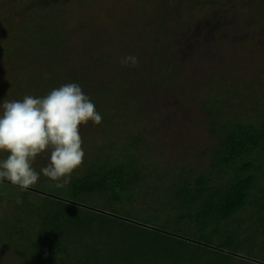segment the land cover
<instances>
[{"label": "trees", "instance_id": "16d2710c", "mask_svg": "<svg viewBox=\"0 0 264 264\" xmlns=\"http://www.w3.org/2000/svg\"><path fill=\"white\" fill-rule=\"evenodd\" d=\"M95 1L41 0L37 7L28 10L29 17L14 32L8 35L1 32L0 46L2 39L6 41L2 48V60L7 64L4 77L10 79L23 74L22 67L30 62L37 66L38 79L35 84L31 82L35 93L25 84L30 81L23 82L20 77L11 89L14 91L2 88L0 95L12 93L14 97L8 100H19L25 95H46L65 83L81 86L101 114L102 122L80 126L85 157L68 186L73 196H100L103 205L108 206V213L88 208L80 199L48 194L41 183L49 179L41 174L28 190L21 192L18 188L21 204L16 203L18 197H11L10 202L16 204L23 216L19 214L13 224L9 220L0 221V230H5V235L18 238V249L12 245V239L9 242L4 239L0 244L13 264H54L59 260L65 264L71 261L70 244L77 243L83 247L82 256L91 259L102 249L94 241L96 232L90 223L101 217L125 235L117 242L116 251L108 249L103 254L109 258L108 264L248 261L250 258L244 256L252 257L257 239L250 232L252 229L244 228H248L245 227L248 221L254 223L264 212V72L242 84L231 82L226 76L196 82L188 75L177 73L173 64L169 68L174 72H159L158 85L149 84L162 88L173 82L182 97L195 90L197 93L191 99L202 97L199 103H204L205 114L211 120L206 131L210 140L207 146L183 154L177 161H172L166 142L162 149H153L158 141L151 142L152 135H146L145 129L110 141L116 136L112 130H118L117 123L136 127L133 123L140 121L141 114L137 116L135 110L141 108L145 97L128 88L129 72L135 66L117 65V54L107 47L97 51L90 47L79 52L70 41L76 31L68 26L71 19L66 14H74ZM159 2L171 7L169 0ZM171 11L163 19L161 30L166 29L169 15L176 14V10ZM256 11L264 19V12ZM173 32L168 28L164 34L170 36ZM100 35L111 37L109 31ZM20 59L23 65L18 67ZM148 76L144 75V82H150ZM244 92L248 93L247 98ZM232 96L240 101L236 104ZM102 138L104 144L100 143ZM6 156L7 153L0 152V159ZM47 163L45 153L36 158L33 167L39 172ZM82 210L95 216L82 215ZM32 221L39 222L37 231L30 225ZM82 236L92 239L81 243ZM243 244H249L251 255L241 252L246 250L241 248ZM195 256L198 258L194 261ZM256 256L254 253L257 259ZM95 261L97 264L99 258Z\"/></svg>", "mask_w": 264, "mask_h": 264}, {"label": "rangeland", "instance_id": "374dc122", "mask_svg": "<svg viewBox=\"0 0 264 264\" xmlns=\"http://www.w3.org/2000/svg\"><path fill=\"white\" fill-rule=\"evenodd\" d=\"M40 1L0 0V34L2 32V35H8L12 31L14 32L18 25L29 17L28 10L37 7L36 5ZM169 1L171 7L166 8L165 4L159 0H96L91 2L88 7L79 8L74 14L67 13L66 15L68 19H71L68 26L72 31H76L70 41L74 43L79 52L89 50L90 47L94 51L107 47L108 51L117 54V65H121V58L124 56L132 55L138 58V64L129 72L128 79H131V82L128 84V88L131 91L135 90L139 97H145L141 108L135 110L137 116L141 114V119L133 123L136 127L132 128L127 125L122 127L121 123H117L116 129L118 130H112L116 136L110 138V141L114 142L120 137L123 139L124 135L134 131L142 133L141 129H145L146 135H152L151 142H154V139L158 141V144L152 148L162 149L165 146L163 142H166L172 161H177L183 154H189L207 146L206 143L210 140L206 131L211 120L205 114L204 103H199L202 97L196 100L191 99L197 93L195 90H189L190 92L182 97L176 90L178 86L173 82L158 88L159 72L162 70L174 72V69L169 68V65L173 64L172 66H176L177 73L188 75L192 80L196 79V82H200V79L207 81L215 76H226L231 82L249 83L259 72H264V19L261 18V13L257 16L258 12L256 11L258 9L264 12V0ZM171 10H176L174 11L176 14L169 15L166 29L171 28L174 32L170 36H166L164 34L166 29L161 30V26L164 23L163 19L172 12ZM7 13L8 15L4 16ZM103 31L106 33L109 31L111 37L106 39L105 36L100 35ZM2 40L0 46V89L7 87L9 89L7 92L14 91L11 89L16 85L17 78L21 77L20 80L23 82L30 81L25 84L30 85V90L35 93L31 84L33 82L35 84L38 79L36 78L37 73H35L37 66L30 62L26 67H24L25 65L22 67L23 74H15L10 79L4 77L7 64H4L6 60H2L4 57L2 48L6 46V41ZM22 65L23 61L20 59L18 67ZM146 74L149 75L147 79H150V82L149 80L148 82L143 81ZM148 87L150 89L145 91V88ZM8 94L9 96H7ZM243 96L247 98L248 93L244 92ZM13 97L12 93L0 95V104L6 98L8 100ZM232 99L236 104L240 101L238 97L232 96ZM148 124L149 131L145 128ZM103 142L102 138L100 143ZM159 160L161 162V158ZM163 165L168 166L167 164ZM9 183L5 181L0 183V221L9 220V223L13 224L19 214L23 215L16 204L10 202L11 197H19L20 191L18 187ZM41 185L48 194L63 199L76 201L80 199L83 200L86 207L108 213V206L103 205V199L100 196H73L71 187L66 185L58 189L51 180H45ZM132 209L131 206L130 210L132 211ZM81 212L82 215L93 213L86 210ZM92 215L95 216V214ZM263 215L264 212L259 219L254 220V223L248 221L245 226L248 228H244L252 229L250 232L253 231L252 234L254 233L256 236L257 240L253 245L254 250H252L254 252L252 253L249 244L241 246L247 250L241 251L246 253L245 255L252 253V257L244 256L250 258L249 262L260 264H264ZM30 225L34 227V231L40 227L39 222L36 221H32ZM91 225L94 226L96 232L95 238L93 236L94 241L102 249L100 251L102 253L99 252L89 259L87 255L82 256L83 247L80 243L70 244L68 252H70L71 261L65 262V264H96L95 258H99L97 264H108L109 258L107 259L103 254L108 249L116 251L117 242L121 238H125V235H122L117 227L101 217L100 220L90 223ZM4 232L5 230H0V241L5 239L9 242L12 239L14 241L11 242L12 245L18 249L20 244L18 238L13 235H5ZM245 234H247V230ZM87 238L91 240L92 236L91 238L82 236L81 239L79 237V241L83 243ZM3 247L0 244V264H13V259L8 256V251ZM254 253L259 259L253 257ZM15 254L14 251L13 255L15 256ZM196 258L198 257L195 256L194 261ZM210 261L212 260L207 259L198 264H209ZM248 261L244 263L234 261V263L251 264ZM54 264H62V261L59 260Z\"/></svg>", "mask_w": 264, "mask_h": 264}, {"label": "clouds", "instance_id": "9594fccd", "mask_svg": "<svg viewBox=\"0 0 264 264\" xmlns=\"http://www.w3.org/2000/svg\"><path fill=\"white\" fill-rule=\"evenodd\" d=\"M138 58L127 55L121 66H136ZM99 125L101 114L78 83H65L46 95H25L0 104V183L5 180L21 192L34 186L41 174L63 188L84 160L80 126ZM48 163L39 172L33 167L39 155ZM23 201L18 197L17 204Z\"/></svg>", "mask_w": 264, "mask_h": 264}]
</instances>
